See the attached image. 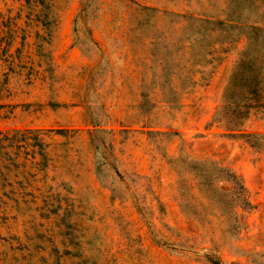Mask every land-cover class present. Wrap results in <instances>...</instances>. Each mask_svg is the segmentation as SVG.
<instances>
[{"label":"rangeland","instance_id":"rangeland-1","mask_svg":"<svg viewBox=\"0 0 264 264\" xmlns=\"http://www.w3.org/2000/svg\"><path fill=\"white\" fill-rule=\"evenodd\" d=\"M237 1L0 0V264H264V0Z\"/></svg>","mask_w":264,"mask_h":264},{"label":"trees","instance_id":"trees-1","mask_svg":"<svg viewBox=\"0 0 264 264\" xmlns=\"http://www.w3.org/2000/svg\"><path fill=\"white\" fill-rule=\"evenodd\" d=\"M231 3H233V6H237L238 5V1L237 0H231ZM231 10H234L233 8H231ZM231 16H232V14H231ZM231 16H229V19H231ZM247 38H248V42H249V44L251 45V46H254V47H256V48H258L259 46H262V44H261V42H260V39L255 35V36H251V35H247ZM246 52V50L245 51H243V53H245ZM243 63H244V61H243ZM241 65H242V61L241 62H239V65L237 66V68L235 69V71H234V74H233V78H231V84H233V85H235L238 81H237V78H242V76H240L241 75V72H242V69H241ZM261 65V64H260ZM251 69H252V73H253V78L254 77H257L258 76V74H257V72L260 70H262V68L260 67V69H256L257 71L256 72H254V66H252L251 67ZM259 71V72H260ZM251 73V74H252ZM256 91H258V90H256ZM235 98V97H234ZM233 98V101L235 102V103H239L240 102V99L241 98H239V99H234ZM242 100V99H241ZM244 115V114H243Z\"/></svg>","mask_w":264,"mask_h":264}]
</instances>
